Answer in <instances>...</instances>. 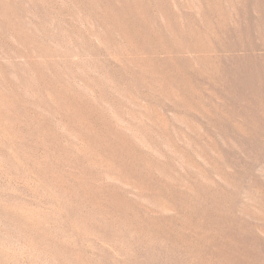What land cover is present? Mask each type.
<instances>
[{"label":"rangeland","instance_id":"1","mask_svg":"<svg viewBox=\"0 0 264 264\" xmlns=\"http://www.w3.org/2000/svg\"><path fill=\"white\" fill-rule=\"evenodd\" d=\"M0 264H264V0H0Z\"/></svg>","mask_w":264,"mask_h":264}]
</instances>
